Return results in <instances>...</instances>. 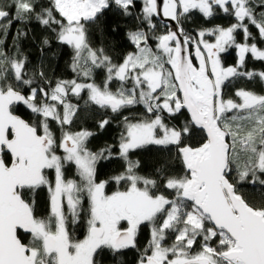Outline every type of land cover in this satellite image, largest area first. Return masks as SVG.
<instances>
[{
  "label": "snow or ice",
  "instance_id": "obj_1",
  "mask_svg": "<svg viewBox=\"0 0 264 264\" xmlns=\"http://www.w3.org/2000/svg\"><path fill=\"white\" fill-rule=\"evenodd\" d=\"M115 17L113 32L136 25L119 62L92 38ZM32 21L70 50L71 79L31 65L16 45L25 31L6 47L13 24ZM257 37L264 0H0V264H104L128 250L136 264H264V94L236 87L264 84L249 68L264 65ZM94 113L101 131L121 118L97 151L81 127ZM150 147L160 156L146 170ZM107 160L120 170L101 178Z\"/></svg>",
  "mask_w": 264,
  "mask_h": 264
},
{
  "label": "trees",
  "instance_id": "obj_2",
  "mask_svg": "<svg viewBox=\"0 0 264 264\" xmlns=\"http://www.w3.org/2000/svg\"><path fill=\"white\" fill-rule=\"evenodd\" d=\"M116 20H124L122 17H115L112 19L106 18L105 22L101 25L100 30H94L92 32L93 43L97 47H104L109 55H111L114 60L120 61L121 58L128 51L132 50V46L128 43L127 37L124 32L127 28H135V21L131 18H128L125 22L119 25V28L116 32L112 31V27ZM217 24L227 25L228 21L225 19H219L216 21ZM204 24L203 20H194L191 22L190 27L196 28ZM19 29L21 31L27 32V36L19 37L16 40V45H18L21 51L28 57L31 65L35 68L36 66H42V70L45 75L55 81L57 79H71L73 73L70 67L71 64V54L70 50L61 46L54 39V35L51 32L46 31L42 28L37 22L32 21L27 25L22 23H14L12 30L9 31L7 35L6 47H9V51H12L14 48L13 45V34ZM255 32V29H253ZM47 37L50 41V46H44L42 44L43 39ZM259 42V38L257 37ZM260 46L264 47V42H259ZM236 57L231 55L226 60V63H234ZM249 68L256 69L257 71L264 70V65L260 62L252 61L249 64ZM102 75L98 76L97 82L102 79ZM236 87H245L256 93L264 94V84H261L258 80L255 82L250 81H240ZM76 102V101H73ZM109 118L112 120V123L107 126L103 131H101L97 122L105 118L103 114L94 113L92 118H89L81 124V127H86L89 130L96 133L90 142V147L97 151L101 148L106 147L107 145L114 144L120 133V117L115 116L114 114H108ZM160 156V153L157 152L154 148H146L140 151L138 158L142 161L146 170H151L155 167L156 162ZM120 170V162L116 160H107L101 161L98 165V174L101 178H107L110 175L115 174ZM250 195V198L255 200L257 199L256 194L246 193ZM47 193L38 194L37 203L40 210L43 212L46 209ZM148 238V231L145 230L144 240ZM137 253L133 250H128L125 255L121 257L119 261L107 258L104 261V264H136Z\"/></svg>",
  "mask_w": 264,
  "mask_h": 264
},
{
  "label": "flooded vegetation",
  "instance_id": "obj_3",
  "mask_svg": "<svg viewBox=\"0 0 264 264\" xmlns=\"http://www.w3.org/2000/svg\"><path fill=\"white\" fill-rule=\"evenodd\" d=\"M41 211V210H40ZM42 212V211H41ZM83 233L84 230L79 228V226H77L76 230H75V236L77 239H82L83 238Z\"/></svg>",
  "mask_w": 264,
  "mask_h": 264
}]
</instances>
